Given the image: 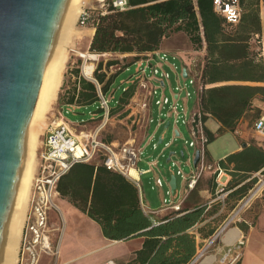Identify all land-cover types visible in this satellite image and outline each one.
I'll use <instances>...</instances> for the list:
<instances>
[{
    "label": "trees",
    "instance_id": "16d2710c",
    "mask_svg": "<svg viewBox=\"0 0 264 264\" xmlns=\"http://www.w3.org/2000/svg\"><path fill=\"white\" fill-rule=\"evenodd\" d=\"M112 1H106L104 10H85L86 26L94 30L89 53L133 54L130 64L142 54L157 50L163 39L183 33L195 49L205 44L206 54L200 71L204 85L200 98L202 122L210 116L220 124L215 134L204 127L208 144L216 136L234 132L240 119L253 123L260 117L263 109L253 101L264 104L261 56L264 19L260 18L259 7L262 2L264 10V0H241L242 19L234 34L228 31L231 27L224 18L215 12L213 0H127L123 10L114 8ZM115 64L117 60H108L104 65L100 60L93 71L94 81L80 77L79 69H72L70 72L76 76V82L66 92L67 98L58 94L57 104L61 108L76 105L80 112L93 110L100 119L98 93L107 94L116 76H107L103 66L107 70ZM63 86L64 82L61 90ZM133 91L129 87L122 92L109 116L127 104ZM262 147L249 145L220 161V166L231 175L222 191L227 192L223 203H204L190 211L171 212L158 224H152L142 214L136 188L124 176L102 165H73L60 178L57 188L98 223L105 238L143 237L141 248L127 264H191L196 256L195 232L200 240L210 238L253 188L256 182L253 175L264 171ZM192 229L194 233H190Z\"/></svg>",
    "mask_w": 264,
    "mask_h": 264
},
{
    "label": "built area",
    "instance_id": "2783aa9c",
    "mask_svg": "<svg viewBox=\"0 0 264 264\" xmlns=\"http://www.w3.org/2000/svg\"><path fill=\"white\" fill-rule=\"evenodd\" d=\"M127 0H113L112 6L120 10L125 9ZM214 10L224 18L228 25H236L241 19V8L239 0H213ZM88 14L83 11L77 19L79 26L87 25ZM177 55L161 52H147L134 62V73L129 76L121 87V91H126L133 87L134 91L127 106L132 122L143 130L149 129L154 123V127L160 128L164 124L178 126L179 124L187 128L188 139H183L186 148H191L193 153L187 152V159L184 165L188 168V173L184 174L178 163V157L172 159L168 156L171 168H175V176H179L185 184V196L181 202H174L170 189L165 192L162 199V207L172 211H180L181 203L186 196L194 190L199 178L204 171H212L215 175L218 193H222L224 186L218 183L226 175V171L219 165H212L206 161V146L208 137L204 132V122L199 109H189L187 102L194 98L200 106V98L204 90L200 74L193 73L189 65H180ZM129 69H126L128 71ZM185 71V74H184ZM172 77V78H171ZM172 79V80H171ZM99 88V86H98ZM110 93V92H109ZM113 93V92H112ZM113 94L102 95L98 93V106L102 111V119L108 120L111 110L110 103ZM114 104L118 105L116 99ZM156 108V115H153V108ZM79 108L76 105L63 106L59 113L62 118L59 123H50L40 140L39 147L35 154V170L31 180L28 197L27 210L25 214L23 229L21 233L18 263L37 264L42 255L51 257L52 264L57 263L58 240L52 239L53 229L49 223V212L58 210L56 204L57 184L73 165L78 163L97 162L106 170L121 174L130 180L139 192L140 208L144 215L152 216L156 212L150 209L141 198L140 174L150 172L157 166V160L149 162L147 170H139L137 163L143 152V147L151 146L153 151L158 149L155 133L146 135L143 145L136 146L133 143L116 144L102 141L95 131L93 133L79 135L72 132L69 125L64 121V115L73 113ZM90 114V112H89ZM85 120L80 119V124ZM255 132L264 135V113L252 123ZM237 134L238 132L235 131ZM179 138V137H178ZM170 143H163L167 147ZM163 148V149H164ZM163 151L160 156L163 157ZM198 153V160L194 163L195 154ZM175 154V153H173ZM184 151H180V156H184ZM133 170L135 176L130 173ZM165 180L161 176L153 179L151 189L162 188ZM223 194V193H222ZM224 195L216 199H222ZM240 210L234 216H229L218 230L207 240L196 254L193 263L205 255L211 246L226 233L232 223L239 215ZM245 245L244 236L239 238L229 246L225 254L220 259V264H235ZM101 264H116L113 260H107Z\"/></svg>",
    "mask_w": 264,
    "mask_h": 264
},
{
    "label": "rangeland",
    "instance_id": "374dc122",
    "mask_svg": "<svg viewBox=\"0 0 264 264\" xmlns=\"http://www.w3.org/2000/svg\"><path fill=\"white\" fill-rule=\"evenodd\" d=\"M106 1L109 0H83L81 2L83 11L86 9H90L93 11L97 10H104L106 7ZM73 31L75 32V35L73 39L70 41L68 48H67V62L65 65V69L63 72L62 77V83L64 82V86L61 90V85L58 90V94L60 93L62 97L65 99L67 98V91L71 90L73 88V85L76 82V76L71 74L72 69H79V76L83 77L86 80H92L93 78V72L91 73L90 77L85 76L83 73V67L86 63H91L93 65V71L97 65V63L102 60L103 65L108 60H117L118 64L110 66L107 70L103 66V70L107 71V73L117 75L124 69V65H126L130 60V58L127 59H120L118 56L114 54H107V55H95L96 57L94 59L89 58L88 47H89V38L84 37L89 32V27L84 26L81 27L77 22H74L73 25ZM188 42L184 34H176L168 39H164L161 41L160 48L170 50L175 48H184L187 46ZM81 54H84L85 56H81ZM94 55V54H93ZM191 71L193 73H198L200 70V63L197 58L193 59L191 62ZM133 67L131 66L128 71L122 72L115 80V85L113 88L117 87L116 91H111L108 93V95L113 94L114 99H118L121 94V87L124 86V83H121L125 81L130 75L133 73ZM111 71V72H110ZM108 75V76H109ZM172 78V77H171ZM172 80V79H171ZM57 94V96H58ZM114 99L111 101L110 106L111 109H114L116 105L114 104ZM195 102L194 98H191L188 102V108L190 109L192 104ZM61 107L57 104V98L53 105L51 106V109L47 112L46 117L42 124L39 127L38 133H37V141L35 145V154L39 147L40 140L42 136L45 133V130L47 126L54 122L59 123L61 121V117L59 113L61 112ZM78 108L73 110V113H69L64 115V121L67 122L69 125V128L72 132L79 135L80 132H83L84 134L93 133L95 131L97 132L98 137L105 142H114L116 144H124V143H131L130 140L140 137L143 134V129L140 128V126L134 124L132 121V117L129 116V110L127 106H122V108L115 112L112 116H109L108 120L104 121L102 117L100 119L95 118L93 120L87 121L83 124H80V119L87 120L89 117V113L87 111H83L80 113H76ZM153 115H156V108H153ZM247 123V130L251 133L252 138L250 139L251 142L257 143L260 146L264 147V135L259 134L255 132L252 129V122ZM179 130L181 131L182 135L185 139H188L184 126L179 124L178 125ZM205 128L209 131L213 132L216 129V123L211 119H207L205 122ZM151 129L154 130V123L151 125ZM164 142H170V134L169 131L167 135L165 136ZM236 144V139L231 133H226L222 137H218L217 139H214L211 143L207 145V151L210 155V157L213 160H217L223 156L225 152H227L231 145ZM163 144H160L158 146V149L153 151L151 149V146L143 147L142 155L140 156V161L137 163L138 168H146L148 167L147 162H151L154 160H157V166L153 167L154 171L160 174V176L163 178L165 175H169V169L168 167L170 164L166 162V158L169 152H175L176 157L180 160V167L182 168V171L184 174L188 173V168L184 165V162L187 159V152L189 154H192L193 151L191 148H186V145H184V141L181 138H176L175 141H171L170 144L163 149ZM163 151V157H161L160 151ZM180 151H184L185 155L180 156ZM176 157H174L176 159ZM36 160L34 163V170H35ZM173 171H175V168H173ZM209 171H204L201 175V177L198 180V186L201 187L204 186V183L206 179L211 178V175H206L205 173ZM34 174V171H33ZM151 175H146L143 177V187H144V195L145 199L150 202V207L152 209L157 207L156 201H154L156 197L157 190H150L148 179ZM255 177L256 182L253 186V188L248 192L247 196L237 203V207L233 209L229 214L231 216H234L235 212L240 210L239 215H242L243 211L247 209L250 212V217L255 216L258 210L261 208V206L264 204V171L258 172L253 175ZM32 180V178H31ZM31 180L30 184L28 186V192H27V199L29 196L30 186H31ZM178 186H179V178L177 177ZM258 190V191H257ZM257 191V192H256ZM256 192V193H255ZM193 198V197H192ZM195 199V196H194ZM198 199V198H196ZM28 204V201H27ZM27 208V207H26ZM60 209L63 212V215L65 216V219H67V223L64 226V233L66 235L65 240V246H64V253L63 257H59L60 263L67 259V258H75L73 261L67 264H90V262L95 257H102L103 253L99 252L96 253L94 256L93 254L88 257V255H83L85 250H89L92 245L94 246L97 242V235L92 229H88L84 224L83 220L80 216L76 215L72 210H69L67 207H65L63 204L60 205ZM78 213V212H77ZM52 218H55V222H59V217L57 212H50ZM60 216V215H59ZM53 234V232L51 233ZM223 234L220 235V238ZM52 239H54V236L52 235ZM250 239V236H249ZM133 244L128 245H120L117 247H113L110 249V252H121L124 255L127 254L128 248L132 247ZM250 250V253L253 254L258 251L259 245L258 240L253 236L251 238V246L248 247ZM39 263V261H38ZM37 263V264H38ZM17 264H19L17 262ZM248 264H256L254 260H249Z\"/></svg>",
    "mask_w": 264,
    "mask_h": 264
},
{
    "label": "crops",
    "instance_id": "0c3cea01",
    "mask_svg": "<svg viewBox=\"0 0 264 264\" xmlns=\"http://www.w3.org/2000/svg\"><path fill=\"white\" fill-rule=\"evenodd\" d=\"M239 2H240L241 19H242V13H243L242 1L239 0ZM259 7H260V18L263 20L264 19V10H263L262 2H260ZM241 19L236 25H230L231 28H228V31H230L232 34H234L236 31V28L238 27V25L241 22ZM232 27H233V29H232ZM93 31H94L93 28L89 27V32L86 35H84V37H88L91 40V37L93 35ZM177 34H179V33H177ZM181 34H183V33H181ZM174 35H176V34H174ZM172 36H170V37H172ZM166 39H168V38H166ZM186 39H187V37H186ZM90 40H89V42H90ZM187 42H188V44L184 48H175V49H170V50L160 48V44H161V42H160L158 49L155 51L161 52V53L163 52V53H169V54L177 55L178 58L180 59L179 60L180 62H178V64H180L182 66L183 65L191 66L192 60L197 58L199 60V63H200V70L198 72L200 74L202 63H203V58L206 54L205 44L203 43L201 48L195 49V47H192V45L189 43L188 39H187ZM261 46H262L261 47V56H262L263 61H264V29H263L262 36H261ZM107 54H110V53H106L103 55H107ZM114 55L118 56L120 59L130 58L129 60H131V57L133 56V54H114ZM134 62L135 61H133L130 64L127 63L126 65H124V69L115 76L114 82L111 85L108 93L111 91H114V92L116 91L117 87L113 88V86L115 85V80L118 77V75H120L122 72L126 71V69H130L131 66L133 67V69H135ZM104 72L106 73L107 76L109 75V73H107L106 70ZM133 73H134V70H133ZM114 92L112 94H114ZM188 102H187V104H188ZM253 104L257 107L262 108L263 113H264V104L263 103L259 102L258 100H254ZM199 107L200 106H199L198 102L196 101L192 104L191 109L192 108L193 109H199ZM86 111L88 113L90 112V114H89L88 119L85 120V122L93 120V119L98 117V114L94 113L93 110H86ZM76 113L77 114L80 113V110H77ZM209 118H211L216 123L215 131H213V132L210 131L211 133L215 134L217 129L219 128L220 124L214 118L208 116L207 119H209ZM205 122H204V126H205ZM184 130H185V133L188 137L187 128L184 127ZM143 131L144 132H143L142 136L134 138V139L130 140V142L136 146H141V145H143V143L145 141L146 135L150 132H153V133H155L156 142L160 145V144L166 143V142H164V139H165V136L167 135L168 131L170 134V142L175 141L176 138H178V137L181 139L182 138L185 139L184 136L182 135L181 131L179 130L178 126L173 127V126H169L167 124H164L160 128L154 127V130H152L151 126H150V128L148 130L145 129ZM235 131H237L238 133L236 134ZM235 131L232 133L231 132H227V133H231L235 137L236 144L231 145V148L227 152H225L221 158H219L217 160H213L210 157V155L207 151V146H206V161H207V163L220 166L221 160H224L230 154L237 153V152L241 151L246 146L256 145L258 147H261L259 144L253 143L250 141V139L252 138L253 135H251L249 130H247V123L243 118L237 122ZM225 134L226 133H224L223 135H225ZM223 135L216 136L215 139H217L218 137H222ZM42 138H43V136H42ZM112 143H114V142H112ZM262 148L264 149V147H262ZM173 153H175V152L173 151V152L168 153L167 158H166V162H168V156H171L172 159H174V157H176V153L175 154H173ZM148 163L149 162H147V164ZM178 163H179V165H181L179 159H178ZM80 164H93L95 166L100 165L97 162L80 163ZM229 167L231 168L232 166L230 165ZM138 169L144 171V170H147L148 167L138 168ZM168 169H169L168 170L169 175H165L163 177L165 182H164L162 188H159V189H151L153 179L160 176V174L157 173L156 171H154V169H152L150 172H147V173H143V174L141 173L139 176L140 181H141V198H142L143 203H145L150 209H152L150 207L151 206L150 202L145 199V195H144L143 177L146 175H151L150 178L148 179V184H149L150 190H157V192H156L157 195L154 199V201H156L157 207L152 209L156 213L152 216H146V215H144V213L142 212V210L140 208L142 214L152 224H158L161 221L163 222L164 221L163 219L166 215H168L171 212H176V211H172L170 209H165L162 207V199L165 198L166 190L170 189V191H171V187L169 184L171 177H175V189H174L173 193L171 192V194H172L171 199L174 202H181L182 198L185 196L184 181L179 176H175L173 168H171L169 166ZM117 174H119V173H117ZM207 174L211 175V174H213V172L212 171L206 172L205 176ZM212 176H213V179H206L204 186L197 188V186H198V183H197L194 190L191 191L186 196V198L183 200V202L181 203V206H180L181 210L190 211L193 208H195L197 205L204 204V203L208 204V205L213 203V202H216V201L223 203L224 197L226 196L227 192H225L223 194L218 193L219 187L217 185L215 175L213 174ZM177 177L179 178V186H178ZM125 179L135 187V185L130 180H128L127 178H125ZM230 179H231V175L226 171V175L224 177H222L220 180H218V183L223 185L224 187H226ZM197 189H199V190H197ZM57 192H58V195L56 197V204H57L58 210H51L50 212H57L60 215V216L58 215L59 222L58 223L55 222V218H52L51 214H49V223H50V227L53 229L54 241L58 240V256H57V263L58 264H67V263H70L71 261H73L75 259V258H67V259L63 260L61 263L59 260V257H63L62 255H63L64 250H65L64 249V246H65L64 242L66 240V235L64 233V229H65L64 226L67 223V219H65V216L63 215V212L60 209L61 204H63L69 210H72L76 215L80 216L81 219L83 220V224L88 229H92L98 237L97 241H96L97 243L94 246L92 245V247L89 250H85L83 255H88V257H89L90 255L93 254L94 256H96L95 254L99 253V252H102L103 255L101 258L95 257L90 262V264H101L107 260H113L116 264H127V262H129L131 259H133L134 253L137 250H139L142 246L143 237H134V238H130L128 240H110V239L105 238L102 235V232H101L100 227H99L97 222H95L94 220L89 218L86 213L80 211L72 202H70L68 197L61 195L58 191V188H57ZM221 195H224V197L222 199H216L218 196H221ZM194 196H195V199H194ZM213 197H215V198H213ZM137 198H138V203H139L140 201H139L138 190H137ZM196 198H198V199H196ZM139 207H140V203H139ZM222 209H223V205L221 207V210ZM239 214H241V213H239ZM230 215L231 214L228 213V216L224 219V221H222L218 225V228L221 227V225L226 221V219ZM194 232H195L194 229L190 230V233H194ZM240 235L244 236L245 245H244V247L240 253V256L237 259V262L235 264H248L249 260L250 261L254 260L256 262V264H264V204L261 206V208L258 210V212L256 213L255 216L250 217V212L247 209H245L243 211L242 215H238L237 218L235 219V221L232 223V225L226 231V233H224L222 235V237L219 238L211 246V248L205 253V255L198 261L197 264H201L206 258H209V257L213 258V260L209 264H220L219 261L222 258V256L225 254L227 248L229 246H231L233 243H235V241L237 240V238H239ZM249 236H250V239H249ZM253 236L258 240L259 248H258L257 252L251 254L248 247L251 246V238ZM208 239L200 240L198 235L195 232L196 254L198 253L199 249L206 244ZM128 244H133V245H131L132 247L128 248L127 254H125V255L121 252H115V253L110 252V249L113 247H117L120 245L126 246ZM52 261L53 260L51 259V257H49L47 255H42L39 259L38 264H52Z\"/></svg>",
    "mask_w": 264,
    "mask_h": 264
},
{
    "label": "water",
    "instance_id": "95a60500",
    "mask_svg": "<svg viewBox=\"0 0 264 264\" xmlns=\"http://www.w3.org/2000/svg\"><path fill=\"white\" fill-rule=\"evenodd\" d=\"M66 2L0 0V234L16 187L27 126ZM197 160L198 153L194 163ZM169 184L173 193L175 177Z\"/></svg>",
    "mask_w": 264,
    "mask_h": 264
},
{
    "label": "bare ground",
    "instance_id": "6f19581e",
    "mask_svg": "<svg viewBox=\"0 0 264 264\" xmlns=\"http://www.w3.org/2000/svg\"><path fill=\"white\" fill-rule=\"evenodd\" d=\"M82 1L67 0L55 29L26 130L16 187L0 234V264H17L18 262L19 243L27 210L28 186L34 171L37 133L47 112L51 109V106L57 98L68 58L67 48L73 37L77 35L73 31L72 25L83 12L84 7L82 8ZM81 56L85 55L81 54ZM88 56L90 59L96 57L93 54H89ZM92 72L93 65L91 63L84 64V75L90 77ZM130 173L135 176L133 170ZM212 260V257L206 258L201 264H209Z\"/></svg>",
    "mask_w": 264,
    "mask_h": 264
}]
</instances>
